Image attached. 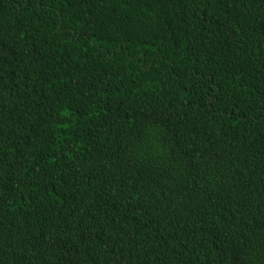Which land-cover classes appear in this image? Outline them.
Wrapping results in <instances>:
<instances>
[{
	"label": "trees",
	"instance_id": "obj_1",
	"mask_svg": "<svg viewBox=\"0 0 264 264\" xmlns=\"http://www.w3.org/2000/svg\"><path fill=\"white\" fill-rule=\"evenodd\" d=\"M0 264H264V0H0Z\"/></svg>",
	"mask_w": 264,
	"mask_h": 264
}]
</instances>
